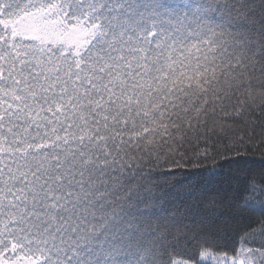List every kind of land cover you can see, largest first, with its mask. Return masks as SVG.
I'll return each instance as SVG.
<instances>
[{
  "label": "snow or ice",
  "instance_id": "1",
  "mask_svg": "<svg viewBox=\"0 0 264 264\" xmlns=\"http://www.w3.org/2000/svg\"><path fill=\"white\" fill-rule=\"evenodd\" d=\"M209 262L264 264V0H0V264Z\"/></svg>",
  "mask_w": 264,
  "mask_h": 264
},
{
  "label": "trees",
  "instance_id": "2",
  "mask_svg": "<svg viewBox=\"0 0 264 264\" xmlns=\"http://www.w3.org/2000/svg\"><path fill=\"white\" fill-rule=\"evenodd\" d=\"M193 51H195V50L193 49ZM252 159L259 160L260 157H259V155H256V156L252 157ZM193 182H195V181H193ZM222 237L223 238L219 242V244H220L219 250L216 253H218V254L227 253L229 256H231L233 254L232 249L234 247H238V246L228 242L230 240V237L227 233H222Z\"/></svg>",
  "mask_w": 264,
  "mask_h": 264
},
{
  "label": "rangeland",
  "instance_id": "3",
  "mask_svg": "<svg viewBox=\"0 0 264 264\" xmlns=\"http://www.w3.org/2000/svg\"><path fill=\"white\" fill-rule=\"evenodd\" d=\"M216 255H223V254H218V253H216ZM209 264H211V262H209Z\"/></svg>",
  "mask_w": 264,
  "mask_h": 264
}]
</instances>
